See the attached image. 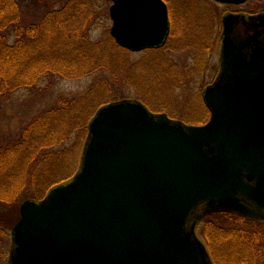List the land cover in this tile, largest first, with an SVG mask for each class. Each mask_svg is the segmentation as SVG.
Segmentation results:
<instances>
[{"label": "water", "instance_id": "1", "mask_svg": "<svg viewBox=\"0 0 264 264\" xmlns=\"http://www.w3.org/2000/svg\"><path fill=\"white\" fill-rule=\"evenodd\" d=\"M167 9L111 0L109 33L129 51L159 48ZM220 39L202 92L208 120L187 124L133 98L100 106L72 177L20 204L7 264H214L199 221L264 222V12L226 14Z\"/></svg>", "mask_w": 264, "mask_h": 264}, {"label": "rangeland", "instance_id": "2", "mask_svg": "<svg viewBox=\"0 0 264 264\" xmlns=\"http://www.w3.org/2000/svg\"><path fill=\"white\" fill-rule=\"evenodd\" d=\"M89 1L99 14L95 24L88 30L89 39L91 42H99L108 35L112 41L110 40L108 44L105 40L104 43L111 47L109 48L113 53L111 58L123 63L126 60V67H123V71H113V73L98 70L73 80L47 76L33 87H19L5 96H0V151H8L7 147L20 146L28 141L24 139L27 134L31 132L36 134L37 129L32 130L31 124L45 111L58 106L61 97L77 99L87 95L93 92L101 79L108 80L107 92L99 87L96 93L94 92L92 101L85 102L83 106L81 102H78L85 116L91 113L93 116L99 106L111 101L133 98L142 102L151 111L165 112L172 119L191 125L205 123L209 117V111L204 105L202 92L204 87L214 80L217 72L222 14L228 11H241L246 14L264 12V0H247L238 5L224 4L215 0H167L170 5L171 29L162 49L131 52L115 44L127 51L121 53L122 50L112 45L115 41L109 33L111 19L108 9L111 0ZM67 2L69 0H19L23 23L36 24L50 8L58 9ZM8 40L12 43L14 36L11 34ZM126 53L127 55H124ZM87 130L88 128L84 137H81L79 131H74L60 145L45 151L49 157L54 155V158H51L50 162L43 167L51 168L50 171L54 174L52 176L54 182L48 187L49 189L67 181L76 171ZM35 137H29V140L33 141L32 144L40 143L41 139ZM41 158L40 156L38 159ZM7 167L6 172L9 175L20 172L23 168L18 164ZM43 168L35 174L40 176ZM29 179L23 183V188L17 190V199L13 205L0 204V264H7L11 246V229L13 222L15 224L20 217V204L29 198L40 199L49 190L47 188L40 197L41 189L37 190L39 184L31 185L32 182ZM7 180L4 179L1 183L11 184ZM18 184L16 186H19ZM214 220L217 219L214 218ZM199 223L196 226V234L205 245L213 263L238 264L235 258H239L237 255L239 247L233 243L229 244L228 241L225 242L223 239L227 237L224 234L221 236L222 239L219 237L221 240L216 245L213 240L212 249L215 252L213 258L211 249L200 232ZM212 228H214L213 225ZM258 249L263 255L259 254L258 259L251 257L249 261L253 262L252 264L263 263L264 247L258 246ZM241 261L242 259L239 258L240 264H242Z\"/></svg>", "mask_w": 264, "mask_h": 264}, {"label": "trees", "instance_id": "3", "mask_svg": "<svg viewBox=\"0 0 264 264\" xmlns=\"http://www.w3.org/2000/svg\"><path fill=\"white\" fill-rule=\"evenodd\" d=\"M20 7L19 0H0V96H5L19 87H33L47 76L73 80L98 70L113 73L126 67V60L123 63L111 58V47L104 43L105 40L108 44L112 41L108 35L107 39L103 38L99 42H91L89 39L88 30L99 18L95 6L89 0H69L58 9L50 8L36 24L23 23ZM11 34L14 36L12 43L8 40ZM112 45L122 50L115 43ZM124 52L127 51H121ZM99 87L107 92L108 80L101 79L93 92L77 99L61 97L58 106L45 111L31 124L32 130L36 128L37 133L31 132L27 137L23 136L28 141L20 146L7 147L8 151L1 149L0 204L13 205L17 199V190L23 188L22 185L28 178L31 185L39 184L37 190L41 189L40 197L45 193L54 182L51 168H43L54 155L49 157L45 151L60 145L74 131H79L81 137L86 133L92 113L85 116L84 112L83 115L79 103L83 106L85 102L92 101L94 92ZM28 136H36L41 141L32 144L33 141ZM40 156L42 158L38 159ZM12 164L21 165L23 168L20 172L9 175L6 168ZM41 168L40 176H37L35 173ZM4 179H8L11 184L1 183ZM199 229L213 258V240L216 245L222 239V234L227 237L223 239L225 242L239 247L237 255L242 259V264H252L250 258L258 259L261 255L258 246L264 247V222L240 215L225 212L209 215L199 223ZM239 258H235L238 264ZM261 264H264V260Z\"/></svg>", "mask_w": 264, "mask_h": 264}, {"label": "flooded vegetation", "instance_id": "4", "mask_svg": "<svg viewBox=\"0 0 264 264\" xmlns=\"http://www.w3.org/2000/svg\"><path fill=\"white\" fill-rule=\"evenodd\" d=\"M166 4H167V10H168V18H169V26H170V28H169V33H170V29H171V19H170V5H168L169 3L167 2V0H163ZM236 13H241V14H245V15H248V14H246V13H244V12H241V11H228V12H224L223 14H222V16H221V21H222V18H223V16H225L226 14H236ZM254 13V12H253ZM250 14V13H249ZM252 14V13H251ZM221 21H220V24H221ZM169 35V34H168ZM220 37H221V28H220V33H219V49H218V68H217V72H216V74H215V76L217 75V73H218V69H219V53H220V41H221V39H220ZM167 39H168V36H167V38H166V41H165V43H164V45L166 44V42H167ZM163 45V46H164ZM162 46V47H163ZM162 47H160V48H151V49H145V50H143V51H146V50H152V51H155V50H160V49H162ZM208 85V84H207ZM205 88V87H204Z\"/></svg>", "mask_w": 264, "mask_h": 264}]
</instances>
